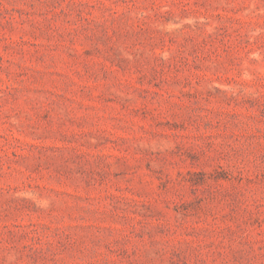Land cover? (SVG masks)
I'll return each mask as SVG.
<instances>
[{
  "label": "rangeland",
  "instance_id": "rangeland-1",
  "mask_svg": "<svg viewBox=\"0 0 264 264\" xmlns=\"http://www.w3.org/2000/svg\"><path fill=\"white\" fill-rule=\"evenodd\" d=\"M0 264H264V0H0Z\"/></svg>",
  "mask_w": 264,
  "mask_h": 264
}]
</instances>
